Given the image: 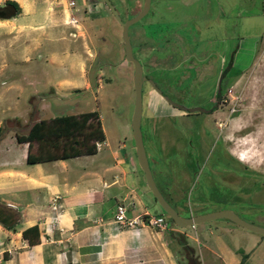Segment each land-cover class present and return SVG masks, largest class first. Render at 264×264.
<instances>
[{
    "label": "rangeland",
    "instance_id": "1",
    "mask_svg": "<svg viewBox=\"0 0 264 264\" xmlns=\"http://www.w3.org/2000/svg\"><path fill=\"white\" fill-rule=\"evenodd\" d=\"M110 1L122 19L139 10L132 0ZM209 1L150 0L148 11L128 26L132 53L141 64L142 75L150 79L141 83L143 145L156 185L180 214L228 208L243 219L264 226V0ZM52 6L63 7V2L58 0ZM86 8L88 12L84 11ZM68 12L75 15L78 24L86 27L91 35L89 45L94 46L97 55L88 69L89 86L62 93L61 100L67 108L52 114L98 106L107 134L133 146L130 127L134 103L133 66L124 57L121 26L102 0H87L85 4L83 0H73ZM139 28L142 29L140 42L135 36ZM64 36L73 38L74 46L81 48L78 36L72 37L67 30ZM236 43L231 64L232 113L223 133L230 137L228 143L234 157L251 169H258V173L242 170L232 160L230 164L237 168L222 175L214 169L218 167L213 166L226 161L221 157L223 162H220L213 135L202 132L203 128H208L210 116L200 110L186 113L165 99L161 105L168 108H165L167 111L158 104L150 108L148 91L154 89V83L170 100L202 108L208 89L215 84L222 58L227 59ZM12 53L0 35V80H5L0 82V90H4L12 78L11 69L28 64L13 59ZM41 54L30 53L29 64L40 62ZM150 57L155 60L152 65ZM96 74L101 78L99 87ZM30 78L41 81L37 88H48L44 86L46 76H18L19 93L14 90L1 96L0 92V106L12 101L24 103ZM40 95L36 93V99ZM208 175L211 178H207ZM200 186H204L209 195L205 201L199 200ZM211 186H214L212 190ZM185 229L192 235L188 240L198 252L192 228ZM211 233L220 232L211 227ZM196 236L203 240L209 234H201L196 229ZM256 254V250L249 252L251 262L255 261ZM200 258L207 264L205 252L200 251Z\"/></svg>",
    "mask_w": 264,
    "mask_h": 264
},
{
    "label": "crops",
    "instance_id": "2",
    "mask_svg": "<svg viewBox=\"0 0 264 264\" xmlns=\"http://www.w3.org/2000/svg\"><path fill=\"white\" fill-rule=\"evenodd\" d=\"M15 1L20 10L0 18V35L13 50L12 58L28 64L11 69L12 78L0 90L1 96L14 90L19 93L18 76H46L44 86L48 88H37L41 81L30 78L24 103L12 101L0 106V212L13 211L16 221L7 227L2 221L8 224L14 218L0 215V264H186L179 233L200 264H204L200 251L206 253L207 264H264V234L227 218L187 225L193 230L198 252L188 240L191 234L187 226L178 227L168 220L165 228L146 224L143 219L147 214L164 213L146 187L133 146L107 134L98 106L90 109L98 111L104 133L100 148L65 158L26 161L27 142L18 141L15 134L25 133L34 120L54 116L53 111H65L64 94L89 86L88 69L97 50L89 45L91 35L86 27L69 20L65 0L63 7L52 6L58 0ZM40 15L42 18H37ZM65 30L80 38V49L74 46L73 38L64 36ZM141 32L140 28L135 31L139 42ZM30 53H42L40 62L29 64ZM152 58L151 65L155 62ZM95 67L99 73L100 68ZM100 79L96 74L97 87L101 86ZM152 85L154 89L148 91L150 108L164 100ZM36 93H41L37 99ZM53 194L59 195L60 202L55 210L49 205ZM118 204L125 207L128 216H140L139 221L129 227L118 226L113 219ZM196 213L200 212L188 214ZM54 217L56 224H49ZM32 224L38 228V240L29 243L21 230ZM211 227L220 233L212 235ZM196 229L209 237L198 239ZM254 250L256 259L251 262L249 252ZM241 252L246 253L242 261Z\"/></svg>",
    "mask_w": 264,
    "mask_h": 264
},
{
    "label": "trees",
    "instance_id": "3",
    "mask_svg": "<svg viewBox=\"0 0 264 264\" xmlns=\"http://www.w3.org/2000/svg\"><path fill=\"white\" fill-rule=\"evenodd\" d=\"M2 3L11 5L13 9L5 16H10L20 10L15 0H4ZM0 7L2 6L0 5ZM0 18L2 17L0 16ZM236 48L237 43L229 54L230 60ZM2 130L3 126L0 125V134ZM15 137L18 141L27 142L26 161L35 162L92 153L96 150L95 142L103 141L104 133L98 111L89 109L77 113H63L39 118L30 123L25 133H16ZM171 205L173 206V204ZM173 207L176 209L175 206ZM6 212L7 214L0 212V215H4L10 220L14 218V220L8 224L5 221L2 222L5 226L12 227V224L16 222L15 213L13 211ZM166 217L168 216L166 215ZM168 219L170 223L174 224L169 217ZM21 235L29 243L36 242L38 240V228L35 224L24 227L21 230ZM178 237L186 264H200L197 255L192 253V247L186 244L184 236L179 233ZM245 257L246 253L241 252L240 261Z\"/></svg>",
    "mask_w": 264,
    "mask_h": 264
},
{
    "label": "water",
    "instance_id": "4",
    "mask_svg": "<svg viewBox=\"0 0 264 264\" xmlns=\"http://www.w3.org/2000/svg\"><path fill=\"white\" fill-rule=\"evenodd\" d=\"M104 4L109 9L113 18L120 24L121 26V40L123 42V53L126 60L130 61L133 66V73H132V84H133V91H134V103L133 109L130 118V127H131V136L133 139V146L134 152L136 157V162L138 167L142 171L144 182L146 184L147 189L150 191L152 196L154 197L156 203L159 205L161 210L164 214H166L170 220L178 227H185L187 225H194L195 223L210 220L213 218L224 217L227 218L234 223L249 229L251 231L264 234V226L252 223L240 217L235 211L223 208V209H216L202 213L196 214H188L183 215L177 212V210L167 201L164 195L159 190L158 186L156 185L151 169L149 167L148 159L145 153L142 134L140 130V115H141V83L144 79L150 80L148 77L142 75L141 73V64L139 60L133 55L132 47L130 43V39L128 36V26L138 20L142 15H144L149 6V0H143L141 8L138 12L130 17L122 19L114 7L110 0H102ZM0 16L5 17L4 12L0 10ZM155 88L161 93V91L155 86ZM162 94V93H161ZM163 98L167 100L174 106H180V104L170 100L166 95L162 94ZM182 109L188 110H195L200 109L199 106H180Z\"/></svg>",
    "mask_w": 264,
    "mask_h": 264
},
{
    "label": "flooded vegetation",
    "instance_id": "5",
    "mask_svg": "<svg viewBox=\"0 0 264 264\" xmlns=\"http://www.w3.org/2000/svg\"><path fill=\"white\" fill-rule=\"evenodd\" d=\"M133 1V6L139 7V9L142 6L143 0H132ZM209 1V0H208ZM210 2V1H209ZM208 2V5H210ZM150 3V0H149ZM2 7H0V10L4 12V15L8 14L11 12L12 6L9 4H0ZM149 9V6H148ZM147 9V11H148ZM146 11V12H147ZM232 59H229V56L227 59L222 58L221 60V67L217 71V79L215 81V84L213 88L208 89L206 93V97L204 99L205 105L200 109H195V110H200L202 111L205 115H209V120H208V128H203L202 132L203 134H210L213 135L215 144H217L219 152H220V162H223L221 160V157H224L225 161L229 162L222 165H215L213 167H218L214 168L216 171H220L219 173L222 175H226L227 171H230L233 168H240L245 171H250V172H255L258 173L256 170L251 169L249 165L246 163L240 162L237 160L231 149H230V142L228 143V140H230V137L228 136L227 133H223V130L227 127L228 121L230 120L231 116L230 114L232 113V108L230 105V100H231V93H230V87H231V81H232V76H233V69H232ZM180 104V103H178ZM181 106V104H180ZM180 106H175L181 110H183L186 113H189L190 110L182 109ZM184 106V105H182ZM187 107V106H186ZM194 111V110H193ZM236 162V166L230 164L231 161ZM223 166V167H221ZM221 168V169H220ZM211 170V169H209ZM207 178H211V175L207 176ZM204 186H200L198 189V197L199 200L205 201V199L209 198V195H206V189H204ZM214 188V186H211V190ZM210 194V192H207Z\"/></svg>",
    "mask_w": 264,
    "mask_h": 264
},
{
    "label": "built area",
    "instance_id": "6",
    "mask_svg": "<svg viewBox=\"0 0 264 264\" xmlns=\"http://www.w3.org/2000/svg\"><path fill=\"white\" fill-rule=\"evenodd\" d=\"M67 6L72 7L73 5V0H67ZM69 20L71 22H76L77 19L75 15L69 14ZM102 145V141H96L95 142V148L98 149ZM49 205L51 209L55 210L58 207H60V202H59V195L58 194H53L50 197V202ZM138 215L135 216H128L126 214V209L123 205H116L115 207V214H114V221L117 223L118 226L120 227H129L132 226L133 224L137 223L139 221ZM143 221L151 226H157L159 228H165L166 227V222L167 218L165 217L164 214L160 215H152V214H147L146 217L143 219ZM53 222V225L56 224L57 220L54 217L53 221H49V224Z\"/></svg>",
    "mask_w": 264,
    "mask_h": 264
}]
</instances>
